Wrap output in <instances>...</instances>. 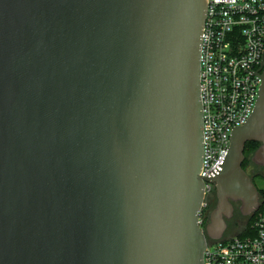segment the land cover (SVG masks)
Listing matches in <instances>:
<instances>
[{"label":"water","instance_id":"water-1","mask_svg":"<svg viewBox=\"0 0 264 264\" xmlns=\"http://www.w3.org/2000/svg\"><path fill=\"white\" fill-rule=\"evenodd\" d=\"M208 0H0V264H204L251 216L256 106L218 172L204 155ZM264 67V62H263ZM205 180L216 205L205 227Z\"/></svg>","mask_w":264,"mask_h":264},{"label":"built area","instance_id":"built-area-1","mask_svg":"<svg viewBox=\"0 0 264 264\" xmlns=\"http://www.w3.org/2000/svg\"><path fill=\"white\" fill-rule=\"evenodd\" d=\"M200 61L204 131L200 174L207 179L220 169L233 129L247 122L259 97L264 0H208ZM214 190V183L205 180L206 198L199 212L203 227ZM259 209L253 214L250 234L208 239L204 264H264V210Z\"/></svg>","mask_w":264,"mask_h":264},{"label":"trees","instance_id":"trees-1","mask_svg":"<svg viewBox=\"0 0 264 264\" xmlns=\"http://www.w3.org/2000/svg\"><path fill=\"white\" fill-rule=\"evenodd\" d=\"M259 146H260V142H256V141H250L246 143V147L244 151L245 159L242 164L245 170L248 168V166L253 164L251 158ZM257 176L260 177V175L258 174ZM260 197H261V206L259 210H264V188L260 189ZM216 201H217L216 191L214 190L213 194L208 198V206L204 210L205 224L209 222L210 214L216 205ZM253 219H254V215H252L249 218H246V221L239 227L236 235L245 236L250 234L251 233L250 226L251 223L253 222Z\"/></svg>","mask_w":264,"mask_h":264},{"label":"flooded vegetation","instance_id":"flooded-vegetation-1","mask_svg":"<svg viewBox=\"0 0 264 264\" xmlns=\"http://www.w3.org/2000/svg\"><path fill=\"white\" fill-rule=\"evenodd\" d=\"M250 166H251V168H250L251 170H249V166H248V168L246 169V171L251 176V178L254 181V183L257 185V183H256V178L258 177L257 174L260 175V177L263 178V179H264V175H262L260 173H257L256 171L258 169H264V166H258V165L254 164V163L251 164ZM257 187L259 188V190L261 189L259 185H257ZM233 204H234V208H235L234 209V215H233L232 218L227 219L228 226H227V229L225 231L224 237L226 236V233L229 230H231V229H233L235 227L236 228L237 227H240L246 221V218H249V217H251L253 215V214L251 216H245V215H243L240 212V205H241L240 202H233Z\"/></svg>","mask_w":264,"mask_h":264},{"label":"rangeland","instance_id":"rangeland-1","mask_svg":"<svg viewBox=\"0 0 264 264\" xmlns=\"http://www.w3.org/2000/svg\"><path fill=\"white\" fill-rule=\"evenodd\" d=\"M250 168H251V166H249V170H251ZM256 172L264 175V169H258ZM256 183H257V185L260 186V188H264V179L263 178L257 177L256 178ZM238 229H239V227H237V228L235 227V228L229 230L226 233V237H229V236H232V235H236V233L238 232Z\"/></svg>","mask_w":264,"mask_h":264}]
</instances>
